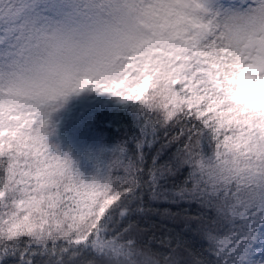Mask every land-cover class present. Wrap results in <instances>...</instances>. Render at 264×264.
Wrapping results in <instances>:
<instances>
[{"label":"snow or ice","instance_id":"obj_1","mask_svg":"<svg viewBox=\"0 0 264 264\" xmlns=\"http://www.w3.org/2000/svg\"><path fill=\"white\" fill-rule=\"evenodd\" d=\"M147 15L114 73L0 90V264H264V56L223 46L197 0ZM85 87L136 103L165 162L135 184L74 172L48 116Z\"/></svg>","mask_w":264,"mask_h":264},{"label":"clouds","instance_id":"obj_2","mask_svg":"<svg viewBox=\"0 0 264 264\" xmlns=\"http://www.w3.org/2000/svg\"><path fill=\"white\" fill-rule=\"evenodd\" d=\"M169 0H74L50 19L26 20L0 57V90L43 95L65 90L84 77L115 72L154 20L148 12ZM7 11V9H5ZM223 46L254 42L264 56V0H250L213 14ZM31 102V101H30Z\"/></svg>","mask_w":264,"mask_h":264},{"label":"trees","instance_id":"obj_3","mask_svg":"<svg viewBox=\"0 0 264 264\" xmlns=\"http://www.w3.org/2000/svg\"><path fill=\"white\" fill-rule=\"evenodd\" d=\"M72 3L74 0H0V54L10 48L23 21L60 16ZM101 98L82 112L74 92L54 102V110L48 116L47 141L70 161L82 179L88 173L98 180L113 177L135 184L140 173L165 162L168 145L161 148L162 133H158V141L145 140L148 133L143 131L147 127L144 113L136 103L107 92ZM175 151L171 149L173 154ZM169 207L163 203L153 206L161 211ZM171 210L176 211L174 205ZM152 219L160 221L163 217L153 214Z\"/></svg>","mask_w":264,"mask_h":264},{"label":"rangeland","instance_id":"obj_4","mask_svg":"<svg viewBox=\"0 0 264 264\" xmlns=\"http://www.w3.org/2000/svg\"><path fill=\"white\" fill-rule=\"evenodd\" d=\"M197 2L201 5L203 14L208 16L215 13L228 11L230 8L237 6L245 7L248 3H250V0H197ZM3 55L0 57H3ZM102 93H104V91L101 89L85 87L74 92V99L75 102L81 107L92 106L95 102H99L101 100ZM91 94L94 96L87 99ZM73 171L76 172L75 170ZM92 179H94V177H90L88 173L83 177V180L85 181H90Z\"/></svg>","mask_w":264,"mask_h":264}]
</instances>
